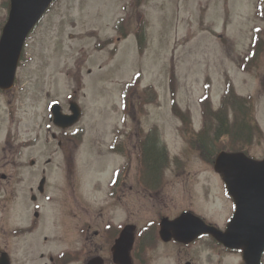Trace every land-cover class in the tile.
Listing matches in <instances>:
<instances>
[{"label":"rangeland","instance_id":"1","mask_svg":"<svg viewBox=\"0 0 264 264\" xmlns=\"http://www.w3.org/2000/svg\"><path fill=\"white\" fill-rule=\"evenodd\" d=\"M261 5V0H57L27 40L11 102L0 95V122L13 119L20 129L31 121L48 125L52 102L67 110L76 91L86 130L77 142L78 167L110 170L119 159L111 157L109 144L116 143L118 134L125 142L127 220L135 208L129 185L148 184L143 179L142 141L144 135L155 134L164 150L156 183L173 197L172 205L194 207L226 225L232 204L221 177L214 174L209 151L246 148L255 157L264 155V51L259 61L243 68L257 32L264 44ZM7 14V0H0V22ZM143 25L140 50L137 34ZM230 91L250 99L246 119L236 117L231 105L236 98ZM223 107L228 123L216 117ZM127 110L135 115L124 119ZM233 129L243 130V135ZM199 131H206L208 146L198 138ZM74 146L73 141L61 148L46 142L45 153ZM210 244L204 241L199 248L203 254L214 253L215 264H241L239 253L211 251ZM152 246L145 252L152 264H177L171 246L157 240ZM175 256L177 260L178 252Z\"/></svg>","mask_w":264,"mask_h":264},{"label":"flooded vegetation","instance_id":"2","mask_svg":"<svg viewBox=\"0 0 264 264\" xmlns=\"http://www.w3.org/2000/svg\"><path fill=\"white\" fill-rule=\"evenodd\" d=\"M56 2L53 0L41 22ZM7 8L8 14L0 22V38L10 17L11 0H7ZM22 58L13 87L0 88V95L10 102L9 96H13L19 83ZM71 100L82 103L76 91ZM9 111L12 112L11 108ZM1 121L0 128L5 126L6 131L0 132V258L4 256L8 264H19V261L21 264H121L127 248H130L132 264H152L153 258L145 252L147 254V248L155 240L174 249L171 257L177 264H204L203 261L208 260L209 264H215L216 255L208 251L203 254V249L199 248L204 241L211 242L208 246L211 251L238 253L210 234L190 241L170 235H166L169 239L161 237V222L175 219L185 211H192L222 229L225 225L210 220L211 215L200 213L194 207L173 206V197L158 186L154 174L144 173L143 179L148 183L144 186L129 185L128 191L135 194V208L127 215V220L125 207L130 172L126 169V145L119 134L116 143L112 140L109 144L111 157L119 159L110 164V170L93 166L81 169L77 142L83 141L86 131L81 121L57 132L52 120L48 125L31 121L21 129L14 127L13 119L10 124L7 118ZM67 141H73L76 146L68 151L54 149L45 153L46 142H56L61 148ZM30 153L32 156L27 159ZM45 154L47 158L43 161ZM101 155L100 159L104 158ZM160 200L166 204H161ZM231 201L233 213L235 204ZM149 216L153 218L147 219Z\"/></svg>","mask_w":264,"mask_h":264},{"label":"water","instance_id":"3","mask_svg":"<svg viewBox=\"0 0 264 264\" xmlns=\"http://www.w3.org/2000/svg\"><path fill=\"white\" fill-rule=\"evenodd\" d=\"M11 1L10 17L0 39V87L4 89L13 85L25 40L52 0ZM72 109L75 115L64 117L59 105L55 104L53 112L56 123L67 127L78 120L81 117L79 107ZM215 168L222 174L235 200L236 212L225 232L214 227H204L203 231L213 233L228 247L242 249L247 264H260L264 251V159L255 160L243 152H221ZM171 223L164 220L163 235L169 234L172 228L181 231L177 223ZM193 234V230L189 229L182 236L190 238ZM0 264H7L4 256ZM121 264H131L128 250Z\"/></svg>","mask_w":264,"mask_h":264},{"label":"trees","instance_id":"4","mask_svg":"<svg viewBox=\"0 0 264 264\" xmlns=\"http://www.w3.org/2000/svg\"><path fill=\"white\" fill-rule=\"evenodd\" d=\"M261 1L264 3V0H261ZM260 8H262V7H260ZM137 38H138V43H139V46H140V50H142V44H143V42H145V28H144V25L142 27V30L140 32H138ZM254 38L255 39H254V42H253V44L251 46V49L248 52L247 57L244 59L243 68H247L248 69L250 66H252L254 64V62L256 60L259 61V53L264 51L263 40L259 39L260 38V34L258 32L255 34ZM134 84H135V82L133 81L129 85L128 89L133 87ZM148 90L152 91V89H150V88ZM230 94L232 96L234 95L232 93V91H230ZM154 95H155V93H154ZM234 96H235L236 99L231 102V105L234 106L233 110L235 111L236 117H237V115H240V116H245V119H246V117L248 115L247 114V109H251L250 99L249 98H245V97H241V96H237V95H234ZM148 101L150 103L151 99H148ZM226 106H227V103H226ZM126 108L128 109V106ZM226 112H227L226 108L223 107L220 110V112L216 114L217 115L216 117L221 119V121L224 120L223 122H227L228 123V120H226L227 119L226 118ZM244 112H246V113L244 114ZM127 113L131 117L133 115H135L134 114L135 111L133 113L132 111L127 110ZM228 126H229V124H228ZM239 126H240V124L238 125V127ZM241 129H242V126H241ZM232 132H234L235 135L236 134H241V133H242L241 136L243 135V130L237 131V130L233 129ZM153 135H147L144 138V140L142 141V144H143L142 145V153H143L144 164H145V169H146L145 173L150 174V176L154 174L155 177L159 178L160 173H161V166H160L159 160H161L160 157H161V154L164 153V150L159 147L160 139L158 138V136H156L155 134H153ZM205 135H206V131H204L202 133L200 132V133L197 134L198 138L200 140H203L205 142V145L208 146V140L206 138H204ZM210 143L212 144V142H210ZM215 153H216V150H215L214 147H212V149H210V153H209L210 157L214 156Z\"/></svg>","mask_w":264,"mask_h":264}]
</instances>
